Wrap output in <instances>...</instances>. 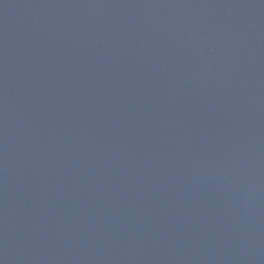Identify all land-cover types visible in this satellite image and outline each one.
<instances>
[{"label": "water", "instance_id": "obj_1", "mask_svg": "<svg viewBox=\"0 0 264 264\" xmlns=\"http://www.w3.org/2000/svg\"><path fill=\"white\" fill-rule=\"evenodd\" d=\"M0 264H264V0H0Z\"/></svg>", "mask_w": 264, "mask_h": 264}]
</instances>
